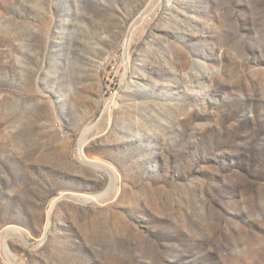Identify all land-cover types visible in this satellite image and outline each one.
<instances>
[{
	"label": "rangeland",
	"instance_id": "rangeland-1",
	"mask_svg": "<svg viewBox=\"0 0 264 264\" xmlns=\"http://www.w3.org/2000/svg\"><path fill=\"white\" fill-rule=\"evenodd\" d=\"M0 264H264V0H0Z\"/></svg>",
	"mask_w": 264,
	"mask_h": 264
},
{
	"label": "bare ground",
	"instance_id": "bare-ground-1",
	"mask_svg": "<svg viewBox=\"0 0 264 264\" xmlns=\"http://www.w3.org/2000/svg\"><path fill=\"white\" fill-rule=\"evenodd\" d=\"M205 66H206V65H205ZM190 82H191V81H190ZM87 129H88V128H87ZM86 132H87V131H86ZM83 133H84V131H83ZM84 134H85V133H84ZM81 135H83V134H81ZM83 141H84L83 139L80 140V144H82ZM80 155H81V160L84 161V162H87V163H88V159L83 155L82 150H81V154H80ZM98 166H99L100 168H103L102 165H98Z\"/></svg>",
	"mask_w": 264,
	"mask_h": 264
}]
</instances>
